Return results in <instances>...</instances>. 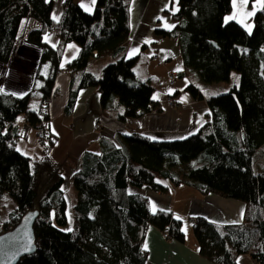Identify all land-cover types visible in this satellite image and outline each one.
Here are the masks:
<instances>
[{
  "label": "trees",
  "instance_id": "16d2710c",
  "mask_svg": "<svg viewBox=\"0 0 264 264\" xmlns=\"http://www.w3.org/2000/svg\"><path fill=\"white\" fill-rule=\"evenodd\" d=\"M130 1L96 0L87 13L74 0H65L55 21L53 0H0V64L9 66L20 43L40 50L31 90L22 96L0 90V201L8 194L14 203L6 219L0 216V235L26 214L37 213L36 251L17 264H146L143 243L149 227L180 244L185 235L180 218L171 211H152L148 198L131 189L166 194L185 185L201 196L244 204L239 224L191 218L199 255L212 264H237L248 254L264 264V3L248 32L226 20L232 0H177L176 11H168L175 27L157 33L177 40L185 72L195 78L192 71L201 73L207 84L229 82L237 72L239 86L207 97L204 124L183 139L155 141L139 133L122 135L118 143L102 138L99 151L83 153L72 176L76 197L68 212L64 172L50 155L56 137L49 131V101L58 92L57 74H69L67 115L86 88L100 94L103 111L116 99L124 107L117 115L121 122L161 111L152 99L154 88L134 73L137 57L120 56L101 76L88 70L93 59L124 49ZM26 21L38 26L27 29ZM50 34L57 37L55 47L46 40ZM71 43L79 52L63 65ZM188 89L197 97V87ZM34 94L40 101L31 108ZM19 120L24 131L45 130L39 138L41 154L30 157L18 150Z\"/></svg>",
  "mask_w": 264,
  "mask_h": 264
},
{
  "label": "crops",
  "instance_id": "0c3cea01",
  "mask_svg": "<svg viewBox=\"0 0 264 264\" xmlns=\"http://www.w3.org/2000/svg\"><path fill=\"white\" fill-rule=\"evenodd\" d=\"M64 1L53 0L55 21L61 17ZM74 1L87 13H92L96 4V0L94 4L91 0ZM254 1L247 0L245 3L244 0H232L233 10L226 20L238 22L250 32L253 28L251 18L256 9L262 6L259 0L257 3ZM86 8L91 10H86ZM176 9L177 0H131L128 7L129 34L124 49L115 55L93 59L88 66L89 71L96 76H101L102 69L111 62L117 61L120 56L137 57L138 60L133 68L134 73L154 88L152 99L159 104L160 112L147 113L139 118L121 122L117 120V115L124 112V107L120 106L116 99L110 103L109 108L103 111L100 94L95 88H86L80 91L73 111L67 115L65 107L68 98L69 74L67 71L57 74L58 92L49 101V131L56 137L50 155L63 169L65 186H72L71 179L80 168L83 153L99 151V142L102 138L118 143L122 135L139 133L155 141H173L196 133L204 124L206 115L209 113L206 99L211 95L222 93L221 83L207 84L201 73L197 71L191 72L196 75V78L189 76L185 72L177 40L164 38L157 33V30L170 31L175 27V22L168 11L174 12ZM37 26L34 21L24 23L27 29ZM46 40L53 47L58 42L55 34L46 36ZM18 47L25 48L26 51H34L37 60L35 69L37 70L40 50L25 43L18 44ZM78 52L77 44H69L63 54V65L73 60ZM161 62H164V65ZM136 65L144 69L146 79L136 72ZM8 67L2 66L1 68L6 72ZM169 73L177 74V79L172 85L169 84ZM34 76L30 78L27 90L23 93L2 89V84H0V90L22 96L33 87ZM191 84L198 88L197 97L188 89ZM200 95L203 98H200ZM167 97H172L176 101L175 107H170L164 102ZM97 125L100 127L96 128ZM16 134H19L18 150L21 140L26 141L25 144H27L33 134L37 140V154L34 156L41 154L42 146L34 130L24 131L22 127H18ZM131 191L147 197L152 211H171L174 216L182 220V228L184 220L191 221V218L198 216L217 225H233L242 221L244 212L242 202L216 195L201 196L196 190L185 185L171 188L166 194L146 188H132ZM184 229L185 242L180 244L167 240L159 230L149 227L143 243L148 252L146 264H212L199 255L195 237L192 239L189 235V240H187L188 231ZM237 264L256 263L250 255L246 254L237 258Z\"/></svg>",
  "mask_w": 264,
  "mask_h": 264
},
{
  "label": "rangeland",
  "instance_id": "374dc122",
  "mask_svg": "<svg viewBox=\"0 0 264 264\" xmlns=\"http://www.w3.org/2000/svg\"><path fill=\"white\" fill-rule=\"evenodd\" d=\"M257 3V0L254 1ZM260 3L261 0H259ZM262 8V6H261ZM261 8L256 9L254 14L260 10ZM248 9V8H247ZM253 14V15H254ZM252 15V16H253ZM251 22L253 23V20L251 18ZM26 32V31H25ZM18 45L15 47L13 50V58L12 62L9 64V67L7 68V71L4 72L3 69L1 68L2 65L0 64V84H2V89L6 88L11 91H19L20 93H23L28 86L27 83L30 81V78L35 75L36 73V64L37 60L34 54V51L28 50L26 51L25 48L20 49ZM40 55V52H39ZM27 56V57H26ZM141 63V62H140ZM140 63H137L138 65ZM137 66V65H136ZM4 67V66H3ZM136 72L142 76V78L146 79L144 77V69L141 68V66L138 68V66L135 68ZM64 71H61L63 73ZM68 73V72H67ZM70 81V79H69ZM240 83V75L237 72H232L231 73V78L229 82H222L220 84V87L222 88L221 92L225 93L230 90L231 87L233 86H239ZM69 88V84H68ZM5 91V90H4ZM221 94V93H220ZM37 96L34 94L31 97L30 101V106L31 108H34L37 106V104L40 101V96L39 99L36 98ZM20 127L23 125V122L19 120ZM100 125H97L96 128H99ZM36 135V133H35ZM38 141L39 137L36 135ZM101 141V140H100ZM26 141L21 140L19 144V151L26 155V156H34L36 153V145H37V140L35 136L32 134V137L28 140V143L25 144ZM100 143V142H99ZM62 168V167H61ZM160 183H168L166 180L163 179H158ZM71 187V188H70ZM67 187V185H64V192L66 193L67 199H68V212L71 213V205L74 203V199L76 197V192L72 186ZM14 209V203L11 200L10 196L8 194H4L2 197V200L0 201V216L2 219H6L8 217V214L13 211ZM184 227L182 230H185L184 228L187 229V240H189V235L192 239H194V234H193V223L189 219L184 220ZM184 232V231H183Z\"/></svg>",
  "mask_w": 264,
  "mask_h": 264
},
{
  "label": "water",
  "instance_id": "95a60500",
  "mask_svg": "<svg viewBox=\"0 0 264 264\" xmlns=\"http://www.w3.org/2000/svg\"><path fill=\"white\" fill-rule=\"evenodd\" d=\"M37 213H28L12 230L0 235V264H17L36 251L34 224Z\"/></svg>",
  "mask_w": 264,
  "mask_h": 264
},
{
  "label": "built area",
  "instance_id": "2783aa9c",
  "mask_svg": "<svg viewBox=\"0 0 264 264\" xmlns=\"http://www.w3.org/2000/svg\"><path fill=\"white\" fill-rule=\"evenodd\" d=\"M156 59V57H155ZM162 65H164V62H161ZM177 79V74L175 73H169L168 74V80L169 84L172 85ZM168 106L170 107H175L176 106V101L172 97H167L164 101ZM152 113H157L156 110H153ZM35 133L39 138H43L45 135V130L42 128L35 129Z\"/></svg>",
  "mask_w": 264,
  "mask_h": 264
},
{
  "label": "snow or ice",
  "instance_id": "6c2138e0",
  "mask_svg": "<svg viewBox=\"0 0 264 264\" xmlns=\"http://www.w3.org/2000/svg\"><path fill=\"white\" fill-rule=\"evenodd\" d=\"M244 2L246 3L247 0H244ZM261 2L264 3V0H261ZM91 3L94 4V3H95V0H91ZM83 6H84V5H82V7H83ZM86 10H89V11H90L91 9L86 8ZM249 30H250V29H249ZM178 218H179V217H178Z\"/></svg>",
  "mask_w": 264,
  "mask_h": 264
}]
</instances>
